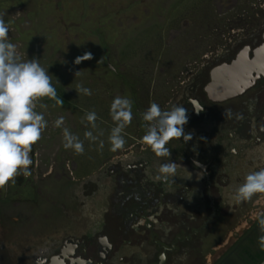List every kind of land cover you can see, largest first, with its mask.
Here are the masks:
<instances>
[{"label":"flooded vegetation","instance_id":"1","mask_svg":"<svg viewBox=\"0 0 264 264\" xmlns=\"http://www.w3.org/2000/svg\"><path fill=\"white\" fill-rule=\"evenodd\" d=\"M217 69L223 86L237 85L233 97H212ZM174 83L153 101L162 110L182 105L189 117L184 131L192 138L167 145L171 161L182 166L173 182L156 179L170 159L156 157L141 142L145 133L138 134L81 183L77 197L57 204L55 218L22 226L0 211V264L264 261V251L256 250L264 196L240 204L231 199L249 172L264 168V0ZM9 205L17 206L2 209Z\"/></svg>","mask_w":264,"mask_h":264},{"label":"rangeland","instance_id":"2","mask_svg":"<svg viewBox=\"0 0 264 264\" xmlns=\"http://www.w3.org/2000/svg\"><path fill=\"white\" fill-rule=\"evenodd\" d=\"M258 1L0 0V13L10 25L9 42L24 60L38 59L48 69L64 101L62 107L47 98L38 102L37 111L44 113L48 127L30 153L31 175H20L14 185L0 190L1 213L17 217L22 226L55 218L57 204L77 197L81 183L114 154L108 140L115 126L110 116L114 98L133 102L125 140L144 134L139 110L144 112L171 90L180 74L238 25L240 17L253 12ZM86 52L93 58L75 64ZM77 85L89 88L92 95H78ZM86 111L97 113L98 129L81 123ZM60 116L65 118L63 127L84 141L82 155L63 147L62 128L54 126ZM87 130L98 139L85 140ZM5 203L17 206L3 210Z\"/></svg>","mask_w":264,"mask_h":264},{"label":"clouds","instance_id":"3","mask_svg":"<svg viewBox=\"0 0 264 264\" xmlns=\"http://www.w3.org/2000/svg\"><path fill=\"white\" fill-rule=\"evenodd\" d=\"M10 25L0 13V190H7L9 184L14 185L20 175H31L30 166L33 161L30 153L33 145L42 138V133L48 127V121L43 112L37 111L38 102L47 98L55 101V105L63 106L64 101L57 96V90L52 84V76L48 69L41 66L38 59L24 60L18 52L17 46L9 42ZM93 55L86 52L75 58L74 63L91 60ZM76 72V75H79ZM79 94L91 96L89 88L77 85L75 89ZM132 101L126 97L116 96L110 106V116L114 127L108 137L111 151L115 152L124 148L125 129L133 119ZM39 107L47 109V104L39 103ZM199 112V111H197ZM145 122V134L141 142L146 145L156 157L170 159L171 150L167 145L174 139L183 138L187 142L192 137L186 134L184 126L188 123L187 110L182 105H173L169 110H162L156 102L150 103L148 108L141 113ZM98 119L95 111H86L81 123L87 128L98 129ZM86 122V123H85ZM65 118L58 117L54 126L62 128L63 147L71 149L77 155L84 153V141L63 127ZM103 130H99V136H103ZM84 139L96 141L97 135L93 131L84 132ZM104 142L100 141L103 148ZM194 163H198L194 161ZM180 164L171 161L159 166L157 180L164 182L176 177ZM191 178V174L189 176ZM264 196V168L249 172L243 182L235 189L231 199L240 204L251 202L254 196ZM260 235L258 245L264 251V213L256 217ZM187 259V253L179 257Z\"/></svg>","mask_w":264,"mask_h":264},{"label":"water","instance_id":"4","mask_svg":"<svg viewBox=\"0 0 264 264\" xmlns=\"http://www.w3.org/2000/svg\"><path fill=\"white\" fill-rule=\"evenodd\" d=\"M227 70H232V67H228ZM223 81L220 78V69H217L213 73V81L210 86V93L213 98L218 100L228 99L236 95L238 89L237 85L232 80L227 81V85L223 86ZM264 264V261L261 263Z\"/></svg>","mask_w":264,"mask_h":264}]
</instances>
